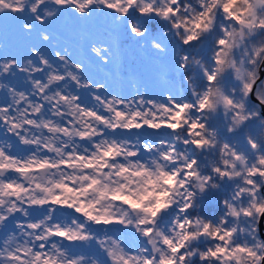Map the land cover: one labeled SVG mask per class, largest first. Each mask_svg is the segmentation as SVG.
I'll use <instances>...</instances> for the list:
<instances>
[{
	"label": "snow or ice",
	"instance_id": "6c2138e0",
	"mask_svg": "<svg viewBox=\"0 0 264 264\" xmlns=\"http://www.w3.org/2000/svg\"><path fill=\"white\" fill-rule=\"evenodd\" d=\"M98 3L113 22L131 17L130 29L128 23L122 25L136 36L144 35L135 23L139 19L136 0H51L59 11L82 15ZM179 4L180 0H168L156 7L155 0H148L139 12L167 18L173 9L179 11ZM51 5L47 0H0V16L17 19L21 30L31 34L54 17ZM223 8L234 15L228 4ZM243 35L241 31V40ZM192 40L189 35L184 41L190 53L195 49L189 44ZM239 44L233 33L215 39L211 61H197L195 68L189 57L176 58L182 75L194 72L206 81L187 83L191 95L183 98L172 88L159 99H146L139 91L135 95L109 92L105 82L87 76L85 63L74 61L66 50L55 52V59L36 48L31 49L32 58L0 59V90L5 97L0 127L6 138L15 139V143H0V264H84V257L69 246L85 242H95L103 250L106 259L97 264H196L197 255L205 264H239L245 256L251 264H264V242L256 239L252 227L264 216V141L259 140L264 134L252 133V120L260 113L244 103L253 92L264 101V83L255 71L242 70L235 60L227 59ZM94 52L98 62L111 61L110 45ZM253 52L258 58L264 48ZM226 68L234 69L241 81L238 101L219 87ZM18 75L27 81L24 88L12 83ZM220 104L226 115L236 110L233 127L239 126L236 131L242 133L248 129L249 135L240 148L231 141L223 144L230 157L223 167L204 169L199 153L215 152L217 136L226 140L212 122L215 117L208 120L204 115ZM141 133L148 138L142 140ZM212 163L219 165L216 160ZM206 171L215 175H203ZM222 178L236 184L224 200L226 213L216 222L193 220L192 180L204 191L209 184L217 188L212 181ZM241 223L248 224L247 230ZM99 225L119 227L110 233L107 228L98 231ZM129 230L142 238L135 246L122 238ZM245 231L255 241L251 247L248 240H240L239 233ZM202 237L214 242L206 250L194 245Z\"/></svg>",
	"mask_w": 264,
	"mask_h": 264
},
{
	"label": "clouds",
	"instance_id": "9594fccd",
	"mask_svg": "<svg viewBox=\"0 0 264 264\" xmlns=\"http://www.w3.org/2000/svg\"><path fill=\"white\" fill-rule=\"evenodd\" d=\"M145 2H148V0H136V5H135V7L137 8L136 15L139 17V19L136 20L135 23L141 26V31L144 34L142 37L147 35V26L143 23V20L149 18L153 14L159 17L160 19L166 21L170 27H166L162 29L163 35L161 38L159 39L152 38L147 42H145V40L142 39L141 36H136L135 34L131 33V31L129 30L128 34L130 36L141 38L140 40L141 47L148 45L151 47L153 51L159 54H164L168 51V39L174 38L180 41L182 44H184L185 39L189 35H192L194 36V40L189 41V44L196 41H200L202 37H204L206 34L212 32L215 29L217 24V14L222 13L224 16L225 23L220 24L221 34L216 37V40H219L221 38H226L227 33H233L235 39L240 41L238 47H233L230 50L227 59L235 60L236 66L242 68V70L255 71L257 79L261 83H264V79L260 78L261 72H264V52H262L258 58L253 52L254 48H264V25H262V21H264V0H191V2L190 0H184L183 4L180 3L178 5L179 11L173 9L170 14V17L167 18L162 15H158L155 12L140 13L139 8L142 7ZM167 2L168 0H155V6L163 7ZM223 4H228L229 12L233 13L234 15L230 16L228 13H226L224 11ZM72 11H74L77 15L81 17H86V16H91L94 12L106 13L108 10L103 6V4L98 3L95 4L94 6L89 7L83 15L78 11L75 10ZM58 12H59V8L57 6H52V14L55 16L57 15ZM237 17H239V20L237 19ZM122 22L128 23L130 29L133 20L131 17H127V18L118 17L117 20L113 23L122 26ZM174 25H179V27H174ZM249 26H251V28ZM241 31H243L244 33L242 40L240 37ZM197 32L199 33V35H196ZM41 36L46 41L49 39L48 33H42ZM101 46L104 47L105 49L108 47L107 44L99 45L97 43H92L90 47L91 53L95 54L94 50ZM65 50L69 55L68 50L67 49ZM215 51H216V47H214L212 55H214ZM110 55H112V53H110ZM177 55L178 58L189 57L190 58L189 63H191L194 68L197 67L196 65L197 61H199L201 64H205L202 57L195 54L194 52L190 53L186 51H179ZM252 59H256L257 62L255 64L251 63ZM241 61H243L242 65H241ZM229 72L231 73V76L233 78V84L225 86L223 83V79ZM183 79L187 83L194 80V72L184 71ZM221 80L222 82L219 84L221 90L222 91L226 90L225 91L226 95L230 94L233 96L234 99L238 101L239 98L242 96V93L239 90V88L242 85H241V81L237 79L235 70L232 68H226L225 72L221 73ZM234 86H236L235 91H234ZM140 93L145 94L143 91H141ZM165 94L167 95L168 93ZM252 95L255 96L257 101L254 105V111L256 113H260L261 106H264V101H262L261 98L258 97L255 92L251 93L249 97L244 98L245 106L246 108L249 106V98ZM235 111L236 110L233 109L229 111L228 114L226 115L223 104H220L216 111H213L210 115L208 113H205L204 115L207 116L208 120H211L216 116H222L224 125L227 126L228 133H232L236 131L237 128L239 127V126H237L236 128L233 127L232 117ZM255 118L257 120V123L261 126V134H264V116L258 115ZM208 131L212 132L214 131V129H208ZM248 135H249V131L248 129H245V137H247ZM259 140L264 141V135H260ZM224 143H227V141L222 140L219 136L216 137V144L218 147L215 153H217L216 161L219 162V165L211 163V168L216 166L223 167V161L225 159H230L228 153L223 151L222 146ZM232 145L235 146L234 144ZM245 158L249 159L248 157ZM202 174L205 176L215 175L214 173H208V172H203ZM212 183L217 184V181H212ZM210 189H212L211 184H209L204 191H201L198 187V181H196L195 179L192 180L191 191L195 193V196L192 200L193 207L190 209V211L192 213L193 220H195L197 217L208 220L203 216H201L197 210L199 208L200 196ZM103 226H108V225H103ZM240 227L245 228L247 230L248 224L241 223ZM252 227L256 229L254 235L257 236L258 224L252 225ZM241 233L248 234L247 231ZM248 241H249V247H251L255 243V241H250V240ZM87 244L88 243L85 242V245ZM78 255L84 257V264H97L98 260L101 262L103 261L99 257L92 256L87 253H78ZM239 264H251V262L245 256L241 258Z\"/></svg>",
	"mask_w": 264,
	"mask_h": 264
},
{
	"label": "trees",
	"instance_id": "16d2710c",
	"mask_svg": "<svg viewBox=\"0 0 264 264\" xmlns=\"http://www.w3.org/2000/svg\"><path fill=\"white\" fill-rule=\"evenodd\" d=\"M180 3L183 4L184 0H180ZM94 13V20L91 21L90 18L86 19L90 22V28L95 25L94 23H97L91 30L92 38H94L95 41L111 46V37L110 32L108 31V28L110 27L115 28L117 31H122L123 35L126 36L122 39V48L125 53V71L128 75H130V77L128 76V80H126L127 84L135 83V85L142 91H145L143 86L144 84H147L148 89L147 93H145L152 96H157L156 98H158L161 93L169 88H172L174 91H176L178 96L182 98L189 97L191 95L192 89L187 86V82H185L183 79V70L177 69L175 64V59L178 58L177 53L179 51L190 52L188 45H184L180 41L171 38L168 39V51L164 54H159L153 51L148 45L141 47V38L130 36L128 34L126 25L121 26L114 24L111 17H109L106 13ZM143 23L147 26V35L142 37L145 42L152 38H161L163 35L162 29L170 27L166 21L160 19L154 14L149 18L144 19ZM221 23H225L224 16L222 13H218L215 29L202 37L200 41L192 43L195 45V49L192 52L201 56L205 64H208L211 61L212 52L215 47V39L221 34ZM163 55H165L164 59ZM162 72L167 73V77L164 79H162ZM261 79H264V75ZM194 80L206 84V81L203 79L202 75L197 77V75L194 73ZM223 83L225 86L232 85V76H225ZM179 92L183 93V95L180 96ZM255 103V100H253V98L250 96L249 106H254ZM260 116H263L261 111ZM212 122L219 127L220 133L222 136L226 137V141H231V143L237 148L244 146L245 133H242L241 131H236L234 134L228 133L226 131L222 116H216ZM144 131L146 133L148 130ZM251 131L257 136L261 134V126L257 123L256 118H253L252 120ZM145 137L146 135L141 133V139ZM132 139L134 140L135 137H132ZM190 151L191 150H189V152ZM216 157L217 153L209 152V150H203L199 153L198 160L200 161L202 168L210 169L211 163L212 161L216 160ZM251 158L252 157L250 156L249 159ZM217 185V188L210 189L209 193H205L206 195L204 198L200 196L199 208L197 210L201 216L208 220H212L213 222H216L226 213L227 209L224 205V200L231 197L236 188V184L227 180V178L217 180ZM173 213L174 211L170 213V216H172ZM239 237L241 242L244 240L252 241V238L249 237L247 233H239ZM256 239L264 240L261 237L259 231L257 232ZM213 243L214 242L211 241V243L204 245H194L200 250H206L207 247L212 246ZM195 261L196 264H205V262L199 260V257H197Z\"/></svg>",
	"mask_w": 264,
	"mask_h": 264
},
{
	"label": "flooded vegetation",
	"instance_id": "af4514ba",
	"mask_svg": "<svg viewBox=\"0 0 264 264\" xmlns=\"http://www.w3.org/2000/svg\"><path fill=\"white\" fill-rule=\"evenodd\" d=\"M51 5V3H50ZM51 6H55V5H51ZM73 14V11H71ZM50 18V19H54ZM1 20H2V25H1ZM19 22L17 19L12 18V17H7L4 19H1L0 17V59L5 58V57H12L15 54L18 55V58H32V55L29 56V52H27V50H31V47L28 45L27 41L28 40L26 38V34L21 30L20 33H18L17 35V30L13 29V28H6V26H12V24L14 22ZM5 22V23H4ZM16 34V36H15ZM28 36L30 37V40L32 41V36L30 34H28ZM5 38H8L9 44H5ZM50 49H54V51H61L62 54L64 52L65 49L68 50L67 46H62V47H58L57 45H52L49 47ZM69 53V50H68ZM47 55L51 56L52 55V59H55V53H52L51 51H47ZM69 56H71V58L74 60L73 55H71L69 53ZM75 61V60H74ZM38 63V61H37ZM46 72L45 73H39L36 74L37 78H40L42 76H46ZM14 80V79H13ZM13 84L18 85L21 88H24L27 85V81L23 76H19L18 75V79L16 81L13 82ZM34 99H38V97H34ZM0 106H1V97H0ZM47 107V105H46ZM67 119V118H65ZM1 129V127H0ZM4 139L2 141V143L6 140H9L12 143H15V139L8 137L6 138L4 136ZM0 143H1V137H0ZM14 151V149H13ZM57 215H59V213H56ZM96 229L98 231H103L105 228L109 229V232L111 233L114 229L118 228V226H103V225H99V226H95ZM55 240L59 241L60 238L59 237H55ZM2 240L3 237H0V244H2ZM66 246L68 245V242H63ZM71 248V251L74 253H87L89 255L92 256H96L99 257L101 260L105 259V254L101 251V249L97 246V244L95 242H92L90 245L87 244H83V245H70L69 246Z\"/></svg>",
	"mask_w": 264,
	"mask_h": 264
},
{
	"label": "rangeland",
	"instance_id": "374dc122",
	"mask_svg": "<svg viewBox=\"0 0 264 264\" xmlns=\"http://www.w3.org/2000/svg\"><path fill=\"white\" fill-rule=\"evenodd\" d=\"M49 2H51V0H47V3H49ZM69 11H71V10H69ZM63 14H64V11H63V13H61V15H58V16H55L57 19H51V21L49 22V24H51V22L54 24V22L59 26V27H62L64 24H63V18H62V16H63ZM72 14V13H71ZM84 17H81V16H79V15H77L74 11H73V14H72V18L69 20V22H68V24H66V25H64V26H67V27H69V26H71V24L72 23H74V22H76V23H81L82 22V19H83ZM5 23V22H4ZM57 25H53L52 27H54L53 29L55 30V27H57ZM13 26H17V28H18V30H17V35H18V33H20V31H21V28H20V24H19V22H18V24H17V22L15 21L14 23H13ZM13 28V27H12ZM38 30H39V28H38ZM62 30H64V29H62ZM81 32H82V34L85 32V27H81ZM43 32H45V33H47V31H46V28H43ZM60 32V31H59ZM63 32V31H62ZM25 33V32H24ZM35 33V35L37 36V35H39V32L38 31H35V32H33V34ZM119 32H117V34H118ZM26 34V33H25ZM123 34V32L121 31V35ZM15 36H16V34H15ZM82 37H84V35H81ZM26 38L28 39V40H26L27 41V43H28V45L31 47V49L32 48H34V42L33 41H31L30 40V37L28 36V34H26ZM58 39V36H53V40L54 39ZM88 38V37H87ZM51 40H52V38H51ZM88 40V39H87ZM76 42H77V37H74L73 39H72V41L70 42V46H69V49L70 50H72L73 52H76V50H77V48H76ZM88 42H89V40H88ZM55 43V42H54ZM39 44V43H38ZM40 45V44H39ZM91 45H92V43H91ZM91 47V46H90ZM87 48L89 49V45H88V43H87ZM60 51V50H59ZM27 52H29L28 54H29V56H31L32 54H31V50H27ZM51 52H53V50H51ZM165 58V57H164ZM163 58V59H164ZM109 65V67H111L112 68V65L111 64H108ZM14 79V80H13ZM12 79V83L14 82V81H16L17 79H18V76H16L15 78H13ZM18 88H21V87H19L18 85H16ZM124 87V88H123ZM117 90H118V92H119V90H123V92H124V90H126L127 91V94L126 95H131V94H129V92H128V90H127V88L124 86V85H121V86H117ZM124 95H125V93H124ZM148 97H146V99H152V95H147ZM0 97H1V106H3V104H4V101H5V97H4V92L2 91V90H0ZM128 99L129 100H131L132 99V97L131 96H129L128 97ZM157 99H159V97L157 98ZM0 137H1V143H2V141L4 140V139H2V138H4V131H3V128L1 127V129H0ZM5 142V141H4ZM205 193H209V190H207ZM202 194V195H206V194ZM175 215V214H174ZM174 217V216H173ZM170 223H171V221H169V225L168 226H170ZM259 231V228L257 227V232ZM128 232H130V230L128 231ZM263 234H264V232H263ZM260 240V239H259ZM127 241V240H126ZM261 242H264V240H260ZM128 242V241H127ZM196 242V241H195ZM132 243H133V241H132ZM102 251V250H101ZM103 252V251H102ZM197 257H199L198 255L195 257V258H197ZM105 259H106V256H105ZM104 259V260H105Z\"/></svg>",
	"mask_w": 264,
	"mask_h": 264
},
{
	"label": "water",
	"instance_id": "95a60500",
	"mask_svg": "<svg viewBox=\"0 0 264 264\" xmlns=\"http://www.w3.org/2000/svg\"><path fill=\"white\" fill-rule=\"evenodd\" d=\"M263 75H264V72H261V77H260V78H262ZM252 98L255 100V102H257V101H256V98H255L254 95H252ZM261 108H262V109H261V111H262V115L264 116V106H261ZM258 225H259V229H260V231H261V232L264 231V216H262V217L260 218ZM208 242H210L209 238L202 237V238H200L199 240H197L195 243H196V244H204V243H208ZM194 258H195V257H194ZM194 258H193V259H194Z\"/></svg>",
	"mask_w": 264,
	"mask_h": 264
}]
</instances>
